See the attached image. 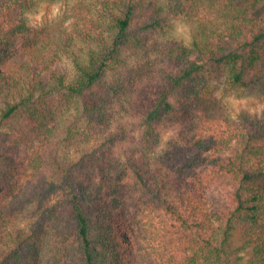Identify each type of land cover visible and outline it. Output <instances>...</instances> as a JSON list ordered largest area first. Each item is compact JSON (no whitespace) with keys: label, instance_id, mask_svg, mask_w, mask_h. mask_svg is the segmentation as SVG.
Wrapping results in <instances>:
<instances>
[{"label":"trees","instance_id":"1","mask_svg":"<svg viewBox=\"0 0 264 264\" xmlns=\"http://www.w3.org/2000/svg\"><path fill=\"white\" fill-rule=\"evenodd\" d=\"M262 95L264 0H0V264H264Z\"/></svg>","mask_w":264,"mask_h":264},{"label":"rangeland","instance_id":"2","mask_svg":"<svg viewBox=\"0 0 264 264\" xmlns=\"http://www.w3.org/2000/svg\"><path fill=\"white\" fill-rule=\"evenodd\" d=\"M61 3H54V4H42L39 6L37 12L33 17H31V25L38 26L45 22L52 21L56 18L62 9ZM204 10H201L197 13V15H193L191 12L182 15H175L172 18L173 23V32L171 41L174 40H183L188 41L190 38V34L195 27L196 21L200 18H203L206 13ZM232 118H235L240 113H247L250 115H254L259 119L264 118V95L262 96H255L250 98L239 99L235 97H227L224 99ZM122 119L121 115L116 117V122ZM128 129H131V126H128ZM173 136V131L170 129H164L162 131V141L160 148L163 147L164 143L171 139ZM148 168H153V163L150 162L148 164ZM224 190L220 187L212 186L207 190L206 197L208 202L212 208L216 207L217 204L221 203L224 199ZM235 246H239L241 244L240 235L238 231L234 233L233 237Z\"/></svg>","mask_w":264,"mask_h":264}]
</instances>
